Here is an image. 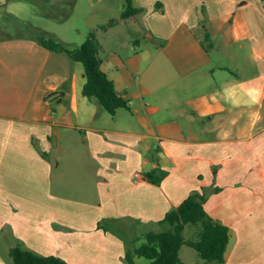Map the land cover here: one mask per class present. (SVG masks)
Returning a JSON list of instances; mask_svg holds the SVG:
<instances>
[{
	"label": "crops",
	"instance_id": "1",
	"mask_svg": "<svg viewBox=\"0 0 264 264\" xmlns=\"http://www.w3.org/2000/svg\"><path fill=\"white\" fill-rule=\"evenodd\" d=\"M132 2L144 10L106 30L86 18L129 101L113 115L82 94L84 70L65 52L0 42V264L17 241L70 264H126V242L162 228L195 190L229 228L221 264H264V0ZM52 4L59 17L78 0ZM125 28L158 54L116 39ZM153 169L159 183L146 178Z\"/></svg>",
	"mask_w": 264,
	"mask_h": 264
},
{
	"label": "trees",
	"instance_id": "2",
	"mask_svg": "<svg viewBox=\"0 0 264 264\" xmlns=\"http://www.w3.org/2000/svg\"><path fill=\"white\" fill-rule=\"evenodd\" d=\"M143 10V7L134 6L132 0H124L120 18H127ZM118 20L112 18L99 28L106 30ZM37 41L50 50L65 52L70 59L83 65L85 82L81 92L88 99L94 100L111 115L115 114L118 108L128 107V99L120 94L114 81L101 68V45L97 29L89 31L79 47L71 48L67 43L50 35L38 36ZM56 94L57 92H51L47 97ZM164 175V171L153 169L146 173V178L159 183ZM206 197V193L197 190L189 193L157 222L162 228L148 230L144 234L145 240L140 244H136L137 239L127 241L124 254L126 264H134L136 256L150 259V264H187L179 255L183 244L194 248L206 263H223L229 228L206 212L203 206ZM187 224L197 226V238L184 237L183 232ZM8 256L14 264H70L59 256L40 254L26 247L21 241L10 246Z\"/></svg>",
	"mask_w": 264,
	"mask_h": 264
},
{
	"label": "rangeland",
	"instance_id": "3",
	"mask_svg": "<svg viewBox=\"0 0 264 264\" xmlns=\"http://www.w3.org/2000/svg\"><path fill=\"white\" fill-rule=\"evenodd\" d=\"M92 1H94L95 4L91 6L87 0H78V4L75 8L65 4V6H61L59 17H51L50 15L53 13V9H55L52 0H8L6 5L0 4V42L21 36L37 40L38 36H49L50 32H55L59 36H64L68 38V40H71L69 41L70 43H67L69 47H79L88 32L95 29L96 24H105L110 19L119 17L118 15L123 10L124 6V1L122 0H102L103 8L101 7L99 9L97 6H100L101 3L99 5L96 0ZM106 6L109 9L105 10ZM10 10H14L15 14ZM87 15H90L88 18L91 16L94 18L93 20H95L96 24L93 25V27L87 22ZM122 26L126 27V24H122ZM77 27L85 29V35L79 39L78 37L72 36L73 30H75L74 28ZM127 29L125 28L124 31H121V33L119 32V35H115L116 39L118 38L120 40L124 34H129L130 38L139 37L141 42L140 45L149 47V50L152 51L151 56H156L158 54L156 50V40H150L143 33L132 34ZM98 33L102 32L100 31ZM205 45L208 47V51L211 50L208 41L205 42ZM137 48L138 47L134 46L132 41L129 40V47L127 48L128 53H125L123 47L120 48V51L125 53V55H133L136 53ZM24 52H26V49ZM71 60L72 59H70V61ZM73 61L74 60H72V62ZM75 63L83 68L80 62L77 61ZM136 74L137 73H135V75ZM144 230L145 229H139L137 235H140ZM183 235L185 238H197V226L187 224ZM144 240L145 238L142 237L136 244H140ZM180 257L188 264L206 263L198 256L194 248L186 244H183L181 247ZM5 258L9 264H14L8 255L5 256ZM135 264H150V259L143 256H136Z\"/></svg>",
	"mask_w": 264,
	"mask_h": 264
},
{
	"label": "built area",
	"instance_id": "4",
	"mask_svg": "<svg viewBox=\"0 0 264 264\" xmlns=\"http://www.w3.org/2000/svg\"><path fill=\"white\" fill-rule=\"evenodd\" d=\"M136 176H138L139 174L138 173H135Z\"/></svg>",
	"mask_w": 264,
	"mask_h": 264
},
{
	"label": "water",
	"instance_id": "5",
	"mask_svg": "<svg viewBox=\"0 0 264 264\" xmlns=\"http://www.w3.org/2000/svg\"><path fill=\"white\" fill-rule=\"evenodd\" d=\"M60 100H61V98L58 99V101H60Z\"/></svg>",
	"mask_w": 264,
	"mask_h": 264
}]
</instances>
